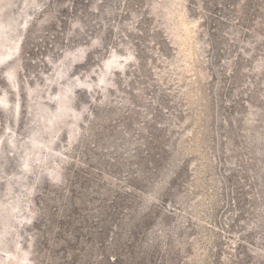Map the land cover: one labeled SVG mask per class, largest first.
<instances>
[{
	"label": "rangeland",
	"instance_id": "1",
	"mask_svg": "<svg viewBox=\"0 0 264 264\" xmlns=\"http://www.w3.org/2000/svg\"><path fill=\"white\" fill-rule=\"evenodd\" d=\"M0 264H264V0H0Z\"/></svg>",
	"mask_w": 264,
	"mask_h": 264
}]
</instances>
